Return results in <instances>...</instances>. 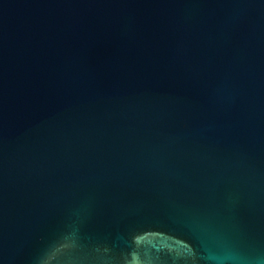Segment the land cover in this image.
Masks as SVG:
<instances>
[{
	"label": "water",
	"instance_id": "obj_1",
	"mask_svg": "<svg viewBox=\"0 0 264 264\" xmlns=\"http://www.w3.org/2000/svg\"><path fill=\"white\" fill-rule=\"evenodd\" d=\"M0 264H264V0H0Z\"/></svg>",
	"mask_w": 264,
	"mask_h": 264
}]
</instances>
